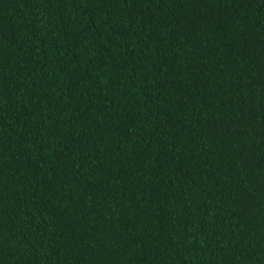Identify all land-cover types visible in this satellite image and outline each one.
<instances>
[{
    "label": "trees",
    "instance_id": "16d2710c",
    "mask_svg": "<svg viewBox=\"0 0 264 264\" xmlns=\"http://www.w3.org/2000/svg\"><path fill=\"white\" fill-rule=\"evenodd\" d=\"M0 264H264V0H0Z\"/></svg>",
    "mask_w": 264,
    "mask_h": 264
}]
</instances>
